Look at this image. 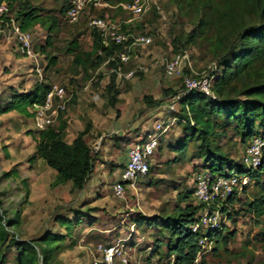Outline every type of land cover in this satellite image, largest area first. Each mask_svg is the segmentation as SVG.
Returning <instances> with one entry per match:
<instances>
[{
	"label": "rangeland",
	"instance_id": "1",
	"mask_svg": "<svg viewBox=\"0 0 264 264\" xmlns=\"http://www.w3.org/2000/svg\"><path fill=\"white\" fill-rule=\"evenodd\" d=\"M127 1L111 0L110 7L90 10L78 23L69 24L65 13H59L66 0H32L42 9L41 14L56 16L59 21L58 28L49 36L48 48L57 63L47 70L48 58L39 50L48 35L46 26L35 24L29 31L34 56L19 52L12 33L7 30L0 33V104L7 100L10 91L29 90L39 81L61 85L68 95L73 94L61 113L67 124L65 140L71 141L88 127L84 139L94 155L93 171L84 187L77 190L70 182L54 185L55 171L41 159L29 162L38 137L31 117L17 112L0 115V192L6 191L1 194L0 209L6 210L7 217L21 210L17 237L35 238L46 230L65 234L58 219L74 220L77 215L81 218L71 234L65 236L62 252L53 256L54 264H88L90 252L98 243L118 241L125 245L131 264H173L174 254L169 252L168 241L161 235L163 231L158 230L162 218L175 215L179 207L189 202L194 203L190 197L181 201L179 193L189 194L194 173L203 166L204 154L191 158L198 143L194 139L185 148L172 149L169 144L182 137L185 126L176 121L159 137L151 172L139 177L134 188L126 187L123 197L115 196L113 185L124 166L127 150L151 132L161 118L157 104L149 105L144 97L166 102L172 92L181 90V78L165 73L166 62L179 51L173 45L174 37L183 42L194 33L193 41L184 42L188 60L183 69L202 75L215 69V36L228 29L222 26L223 22L245 25L260 20L248 0H152L150 10L139 18L122 8L121 4ZM100 13L106 19L125 24L126 30L145 33L152 39L149 45L134 50L124 69L133 70L134 75L116 79L118 95L113 101L107 93L110 78L106 69L90 71L85 77L65 51L73 38L82 49L90 48L87 22L91 15ZM200 18L204 25L199 32L194 31ZM128 19L131 21L125 23ZM177 108L175 115L184 117L178 104ZM215 131L225 134L218 135L213 145H218L228 158L240 161L247 143L241 142L231 125L224 131L216 127ZM12 168L17 170L16 177H2L3 172ZM222 168L212 173L222 174L226 165ZM21 179L26 180L29 188L26 201ZM253 184L250 180L244 193L238 190L239 198L230 206L232 220L223 213L222 227L227 233L208 245L213 250L206 253L205 264H264V213L257 217L247 205L260 195V187ZM137 213L153 218L154 223L136 224ZM8 252L5 264H15L13 250Z\"/></svg>",
	"mask_w": 264,
	"mask_h": 264
},
{
	"label": "trees",
	"instance_id": "2",
	"mask_svg": "<svg viewBox=\"0 0 264 264\" xmlns=\"http://www.w3.org/2000/svg\"><path fill=\"white\" fill-rule=\"evenodd\" d=\"M7 1L10 10L13 9L15 0ZM105 1L109 2L111 0ZM248 2L254 14L260 20L245 25L237 21L223 22L222 26H228V29L222 33L218 32L215 36L213 49V54L216 57L215 69L209 72L212 75V96L192 91L178 99L180 110L184 112V117L181 118L185 120V126L182 137L176 143H170L169 145L172 149L185 148L188 141L194 139L198 143L196 150L192 152L191 158H195L201 153L204 154L201 169H208L212 172V170H221L223 165H226L225 171H223L225 174L234 169L249 174L253 183L260 187L258 191L260 195L247 205L255 216L259 217L264 213V149L261 164L252 170L246 167L241 160L235 161L228 158L218 145H213L218 135L225 134V132L222 134L215 131V128L219 127L224 131L230 125L234 133L240 137L241 142L247 143L246 145L255 136H259L264 140V0H248ZM66 3L60 8L59 13H65L69 6V0H66ZM40 10H42L40 7L33 6L27 0H24L20 3L14 19L22 31L29 32L35 24L46 26L48 35L45 38V44L41 45L39 50L48 58L45 68L47 70L57 63L56 56L50 55L48 48L51 46L49 36L58 28L59 21L56 16H49L50 14L47 15L49 17H46V14H41ZM96 16L104 17V13ZM203 25L204 20L202 18L198 19L194 31L198 30L199 32ZM122 26L124 29L126 28L125 24H122ZM89 32L91 36L89 49H82L78 40L73 38L67 43L65 51L71 55L73 66L85 77L89 75L90 71L100 70L101 68L106 69L110 78L107 93L113 101L118 95L116 79L119 76L117 70L120 67L124 71L126 66L116 57L120 46L114 43L106 46L102 42V36L96 29L89 28ZM229 35L230 38H228ZM194 37V33H192L183 42L174 37L173 45L177 46L176 48L179 50L177 52H185L184 42L190 43L194 40ZM183 75L194 76L188 69H183ZM50 86L48 83L39 81L29 90L10 91L7 100L0 104V115L14 111L22 116L32 118L30 107L34 103L44 102ZM180 91H174L170 96L176 95ZM144 99L149 105L150 103L158 104L160 102L159 100H152L149 96H145ZM61 113L57 124L38 132L34 151L28 160L34 162L41 159L49 168L53 169L55 171L54 185L70 182L72 188L80 190L93 171L94 155L92 148L84 139L88 127L78 132L71 142H67L65 140L67 124L62 119ZM190 121H192V124L189 123ZM152 168L153 166L150 163L147 173L142 177L149 174ZM17 175V170L12 168L3 172L2 177L9 178ZM21 181L26 188L24 198L26 201L29 188L26 187L25 179H21ZM192 190L193 187L188 192L189 194L180 192L181 201L189 197L192 198ZM245 191L246 187L241 192L244 193ZM5 192H0V203L2 202L1 194ZM237 193L234 190L219 205L220 211L226 214L229 220L234 218L230 216L233 214L230 206L233 201L239 198ZM201 208L202 204L189 202L181 208L179 207L175 215L162 218L161 229L157 230L163 231L161 235L168 241L169 252L174 254L173 264H192L197 257L200 251L198 238L204 234L193 232L192 225L197 221ZM5 213L6 210L0 209V264H5L7 252L11 250L14 253L15 264H54L52 258L55 254L62 252L65 236L70 235L73 226L79 224L81 220L78 215L74 220L68 218L58 219V222L65 228V234L46 230L38 237L21 239L17 237L16 232L21 224V210L14 211L10 217H7ZM134 218L135 223L138 225L154 223L153 218L144 217L140 213H137ZM164 231H167L168 234L164 235ZM225 233L227 231L222 228L207 235L209 240L215 243L216 238H221ZM262 236L264 238V231ZM211 250L213 248L209 251ZM205 255L202 257V264L205 263Z\"/></svg>",
	"mask_w": 264,
	"mask_h": 264
},
{
	"label": "built area",
	"instance_id": "3",
	"mask_svg": "<svg viewBox=\"0 0 264 264\" xmlns=\"http://www.w3.org/2000/svg\"><path fill=\"white\" fill-rule=\"evenodd\" d=\"M152 0H131L122 3L123 9L127 10L133 17L139 18L145 15L151 8ZM111 5L105 0H69V6L65 11V20L69 24L78 23L81 17L90 10H101ZM131 19L125 23L130 22ZM89 28L96 29L102 36L104 45L114 43L120 46L116 54L117 59L126 65L137 47L147 46L152 39L145 33L133 32L123 28L122 23L91 15L87 22ZM12 33L19 52L23 55L34 56L31 49V35L28 31H22L11 13L7 0H0V33ZM188 60L185 52L174 54L165 66V73L168 77L181 78V91L173 95L166 102L157 104L161 118H159L151 132H148L143 139L137 141L127 150V156L118 179L114 182L113 192L117 197H123L126 187L134 188L139 177L145 175L151 163L152 156L158 148L159 137L171 129L176 121L185 122L183 118L175 115L178 113V99L192 91H198L205 95L212 96L211 84L212 75L197 74L183 75V64ZM214 65V64H213ZM119 77L130 78L134 75L133 70L123 71L120 67L117 70ZM71 95L61 85H51L43 103H34L30 107L33 126L37 132L45 130L54 125L59 114L67 109V103ZM183 115V113H182ZM192 124V121L189 122ZM264 140L253 137L244 149L241 162L252 170L256 169L262 161ZM241 172L231 170L229 172L214 175L208 169H201L194 173L192 200L195 204H202L198 213L197 221L192 225L193 232H200L198 244L200 251L192 264H202V257L210 249L212 243L207 234L221 230L223 213L219 209L222 201L228 198L234 190L241 192L248 186L251 178L249 174L240 175ZM214 207V208H212ZM88 264H131V259L125 245L120 241L111 244L98 243L95 249L90 252ZM205 264V263H204Z\"/></svg>",
	"mask_w": 264,
	"mask_h": 264
},
{
	"label": "crops",
	"instance_id": "4",
	"mask_svg": "<svg viewBox=\"0 0 264 264\" xmlns=\"http://www.w3.org/2000/svg\"><path fill=\"white\" fill-rule=\"evenodd\" d=\"M24 0H15V3H14V5H13V9H11V13L13 14V15H15V13H16V11L19 9V7H20V3L21 2H23ZM31 5H33V6H36L33 2H32V0H27ZM129 20V19H128ZM35 26V25H34ZM34 26L32 27V29L34 28ZM11 112H14V111H11ZM74 138V137H73ZM72 138V139H73ZM71 139V140H72ZM69 142H71V141H69ZM126 156H127V152H126ZM40 160V159H39ZM125 160H126V158H125Z\"/></svg>",
	"mask_w": 264,
	"mask_h": 264
}]
</instances>
